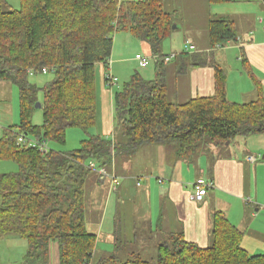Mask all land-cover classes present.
Listing matches in <instances>:
<instances>
[{
	"label": "trees",
	"instance_id": "16d2710c",
	"mask_svg": "<svg viewBox=\"0 0 264 264\" xmlns=\"http://www.w3.org/2000/svg\"><path fill=\"white\" fill-rule=\"evenodd\" d=\"M164 2L21 0V9L13 10L0 0V83L17 87L20 98V123L5 129L0 138V160L18 166L17 172L0 177V239L14 236L27 242L22 264H50L52 244L59 247L60 264H264V254L250 255L242 248L243 233L220 212L214 214L213 241L206 248L183 233H173L159 238L155 263L138 252L126 260L118 255L94 260L98 237L88 231L86 222L87 182L94 172L90 162L118 174L114 164L120 155L162 144L173 148L176 159L193 163L202 148L264 134L260 86L256 100L232 103L227 98V75L216 66L214 96L174 104L167 97L162 60L154 80L136 73L116 91L114 139L91 134L97 121V66L110 68L119 32L149 44L160 56L174 26ZM236 39L232 21L211 20L213 48ZM43 70L54 80L39 88L30 77ZM38 103L42 126L33 123ZM70 128H79L88 137L74 151L54 149L52 145H66ZM21 137L47 141L50 151L29 147Z\"/></svg>",
	"mask_w": 264,
	"mask_h": 264
},
{
	"label": "crops",
	"instance_id": "0c3cea01",
	"mask_svg": "<svg viewBox=\"0 0 264 264\" xmlns=\"http://www.w3.org/2000/svg\"><path fill=\"white\" fill-rule=\"evenodd\" d=\"M168 3L169 0H165V11L179 19L175 20L177 28L163 42L165 53L162 51L160 56H155L149 44L129 33L119 32L114 37L110 68L102 64L97 66V121L91 129L94 131L92 135L111 136L110 139H114L116 91L136 73H148L145 71L151 64L156 68L161 60L165 65L167 97L171 103L184 104L197 98L214 96L216 66L221 67L227 75L226 90L230 102L245 104L256 100L259 86L264 96L262 0H226L220 4H212L209 0H178L167 10ZM186 3H198V8L191 11ZM185 5L190 11L186 10ZM191 17L198 18L197 23H189L187 19ZM213 19L232 21L237 30V39L213 48L210 41V22ZM192 46L194 50L190 49ZM173 55L176 57L166 61ZM141 57L150 58L147 68L140 67ZM109 73L118 79L116 84L107 83ZM155 78L156 70H151L145 79L152 81ZM238 139L224 148L211 147L208 150L211 155L193 163L174 160L175 164L169 166L170 160L159 154L158 163L161 165L158 173L154 169L151 174L148 171L145 186H138L140 177L128 174L126 170L121 175L116 173L119 184L114 191L119 192L121 188L122 193L132 196L134 189H138L141 207L138 211L143 213L141 218L150 220L149 227L159 232L162 230L164 237L183 233L188 241L206 248L213 241L214 214L220 212L243 233L242 248L250 255L264 254V162L255 154L264 150V134L252 136L254 141L258 139L257 148L249 146L241 150L239 143H236ZM225 148L231 151L229 155L221 153ZM248 157H256L257 161L250 163ZM101 177L100 181L106 178ZM154 177L157 183L152 179ZM199 179L212 184L202 203L193 202L190 198L192 186ZM111 190L110 186L107 198H110ZM98 193L99 188L94 195ZM153 203L157 206L156 218L152 211ZM109 240L115 243L113 236ZM50 264H60L57 244L51 245Z\"/></svg>",
	"mask_w": 264,
	"mask_h": 264
},
{
	"label": "rangeland",
	"instance_id": "374dc122",
	"mask_svg": "<svg viewBox=\"0 0 264 264\" xmlns=\"http://www.w3.org/2000/svg\"><path fill=\"white\" fill-rule=\"evenodd\" d=\"M6 1L13 10L21 9V0ZM176 2H178V0H169L168 7H166V9L169 10V7H172ZM186 4L189 5L191 11L198 8V3L197 5L195 3ZM189 8L187 7L186 10L190 11ZM177 19H179L178 16H173L174 25H176L175 20ZM196 19L198 18L191 17L188 18L187 21L189 23H197ZM162 51L164 53L166 51L164 44H162L161 47V52ZM151 70H156L154 64H151L148 70L145 71L148 73L144 74L142 72L146 79L151 73ZM142 74L141 76L143 77ZM53 80V74H37L30 77V81L33 84H36L39 88L45 87ZM39 99L41 101L44 99L42 92L39 95ZM19 123V90L10 83H0V138L3 136L5 129L14 125H18ZM33 123L36 126H42L43 112L41 109H37L35 112ZM115 127H117L116 122ZM93 132L94 131H91V134H93ZM87 137L88 136L83 130L79 128H70L67 131L66 145H52V147L62 152H71L78 149L81 142ZM109 138H111V136H109ZM247 138H250L251 140H247ZM257 140L254 141L252 136L246 138L240 137L236 143H239V149L246 150L249 146L255 148L259 147V142ZM163 147L164 146L162 144L143 145L133 155H120L117 160H115L114 166L117 165L119 175L127 170L128 174H133L134 176L140 177L137 182H140V185L145 186V184L148 183V180L146 179L147 176H145L146 173L149 174L148 171H150V174L153 173V169V171L158 173V169L161 165L160 162L158 163L159 154H163V156H166V158L170 160V162L167 164L169 166L175 164L174 160H176V162H182L176 159L173 148L165 146L163 151H161ZM202 150L205 151L203 152L205 154L202 153L199 155L200 157L198 156L194 162H197V160L201 157L211 155L209 154L210 151H208V148H202ZM230 152L231 151L225 148L221 153L223 155H229ZM255 154L258 156L261 154L262 157L260 158V161L264 162V150L260 153L256 152ZM215 157H218V155H215ZM17 171L18 166L14 162L0 160V177L4 174L15 173ZM101 178L102 177L94 171L89 175L87 182V229L89 232L94 233L99 237L96 244L95 260H100L111 255H118L126 260L132 256V253L138 252L140 255H142L143 259L155 263L157 260L156 249L159 244V238L163 237L164 233L162 230L159 232L156 230V228L153 229L151 226L149 227L148 221L150 220L141 218L143 213L140 214L138 211V208L141 209V207H139L140 202L138 201L139 190L135 188L133 195L131 196L129 193H122V189L118 187V189L120 188V191L116 192L111 190L110 198H107L108 189L111 186L110 181L107 178H105L104 181H100ZM152 179L155 183L158 182L155 180V177ZM122 183L124 184L125 181ZM119 186H121V181ZM96 188H99V193L94 195L95 191L97 190ZM152 211L154 213V217L156 218L158 212L155 203L152 205ZM154 222L156 223V220ZM112 236L115 239V243H110L111 241L109 239ZM27 250V242L17 237L8 236L0 239V264H22Z\"/></svg>",
	"mask_w": 264,
	"mask_h": 264
},
{
	"label": "built area",
	"instance_id": "2783aa9c",
	"mask_svg": "<svg viewBox=\"0 0 264 264\" xmlns=\"http://www.w3.org/2000/svg\"><path fill=\"white\" fill-rule=\"evenodd\" d=\"M190 49L194 50V47L192 46L190 47ZM175 57L176 55H173L170 58H167L166 61H169ZM149 63H150V58L148 57L139 58V65L142 69L147 68ZM42 73L47 74V70H43ZM106 81L109 85H114L118 82V79L109 73L106 76ZM20 142L21 143L27 142V145L29 147L37 148L40 152H43V153H48L50 151V144L47 141L39 142L37 140H28V139H25L24 137H21ZM259 158H261V156H259ZM247 161L250 163H255L257 161V158L248 157ZM89 169L97 172L101 176L106 177L111 182L112 190L116 189L117 185L119 184V177L115 173H109L105 168L98 167V165L95 162H90ZM138 186H140V182H138ZM211 187H212V184L207 182L206 180L204 179L197 180L195 184H193L192 186L193 192L190 196L191 201L196 202V203H202Z\"/></svg>",
	"mask_w": 264,
	"mask_h": 264
},
{
	"label": "water",
	"instance_id": "95a60500",
	"mask_svg": "<svg viewBox=\"0 0 264 264\" xmlns=\"http://www.w3.org/2000/svg\"><path fill=\"white\" fill-rule=\"evenodd\" d=\"M177 27L174 25L173 26V29L175 30ZM37 109H41V104L38 103L37 106H36ZM230 143H227V145H229Z\"/></svg>",
	"mask_w": 264,
	"mask_h": 264
}]
</instances>
